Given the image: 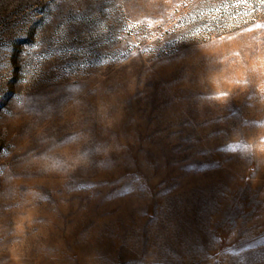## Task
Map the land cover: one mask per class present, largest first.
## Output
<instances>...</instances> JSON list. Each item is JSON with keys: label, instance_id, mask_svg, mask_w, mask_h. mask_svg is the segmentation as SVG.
<instances>
[{"label": "rangeland", "instance_id": "obj_1", "mask_svg": "<svg viewBox=\"0 0 264 264\" xmlns=\"http://www.w3.org/2000/svg\"><path fill=\"white\" fill-rule=\"evenodd\" d=\"M0 264H264V0H0Z\"/></svg>", "mask_w": 264, "mask_h": 264}]
</instances>
